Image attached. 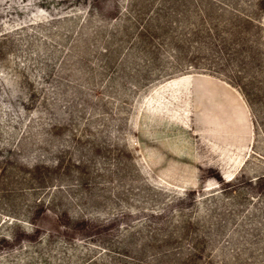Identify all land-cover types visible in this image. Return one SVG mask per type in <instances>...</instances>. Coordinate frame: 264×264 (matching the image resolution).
<instances>
[{"label": "rangeland", "instance_id": "1", "mask_svg": "<svg viewBox=\"0 0 264 264\" xmlns=\"http://www.w3.org/2000/svg\"><path fill=\"white\" fill-rule=\"evenodd\" d=\"M0 264H264V0H0Z\"/></svg>", "mask_w": 264, "mask_h": 264}]
</instances>
